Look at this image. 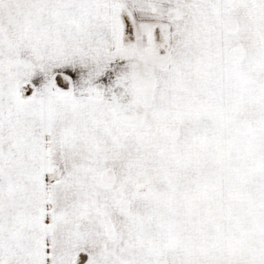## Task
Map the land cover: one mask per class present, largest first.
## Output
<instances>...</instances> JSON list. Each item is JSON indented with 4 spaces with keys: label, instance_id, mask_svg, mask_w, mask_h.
<instances>
[{
    "label": "snow or ice",
    "instance_id": "obj_1",
    "mask_svg": "<svg viewBox=\"0 0 264 264\" xmlns=\"http://www.w3.org/2000/svg\"><path fill=\"white\" fill-rule=\"evenodd\" d=\"M0 264H264V0H0Z\"/></svg>",
    "mask_w": 264,
    "mask_h": 264
}]
</instances>
